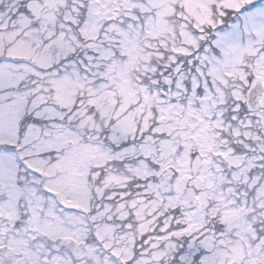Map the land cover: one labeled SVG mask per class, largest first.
Segmentation results:
<instances>
[{
  "label": "snow or ice",
  "instance_id": "1",
  "mask_svg": "<svg viewBox=\"0 0 264 264\" xmlns=\"http://www.w3.org/2000/svg\"><path fill=\"white\" fill-rule=\"evenodd\" d=\"M0 264H264V0H0Z\"/></svg>",
  "mask_w": 264,
  "mask_h": 264
}]
</instances>
